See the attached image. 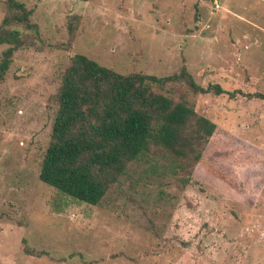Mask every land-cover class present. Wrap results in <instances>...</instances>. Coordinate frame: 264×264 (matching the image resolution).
Returning a JSON list of instances; mask_svg holds the SVG:
<instances>
[{
    "label": "rangeland",
    "instance_id": "1",
    "mask_svg": "<svg viewBox=\"0 0 264 264\" xmlns=\"http://www.w3.org/2000/svg\"><path fill=\"white\" fill-rule=\"evenodd\" d=\"M20 1L44 48L16 51L0 81V264H264V99L248 95L264 93V0ZM77 53L122 73L186 65L227 91L192 98L217 131L190 183L161 159L92 205L40 179L52 96Z\"/></svg>",
    "mask_w": 264,
    "mask_h": 264
},
{
    "label": "trees",
    "instance_id": "2",
    "mask_svg": "<svg viewBox=\"0 0 264 264\" xmlns=\"http://www.w3.org/2000/svg\"><path fill=\"white\" fill-rule=\"evenodd\" d=\"M0 24V44H8L0 59V81L6 79L19 49L44 46L33 9L20 0H6ZM79 16L68 24L71 44ZM227 93L220 84L204 87L187 66L165 76L122 73L85 54H75L65 66L54 93L57 105L51 140L40 179L79 201L98 205L116 186L131 179L135 166L156 171L160 160L173 168L184 184L201 161L217 124L195 110L198 94ZM234 95V92H228ZM264 99V93H249ZM138 182L135 183V186ZM29 255H49L25 246Z\"/></svg>",
    "mask_w": 264,
    "mask_h": 264
}]
</instances>
